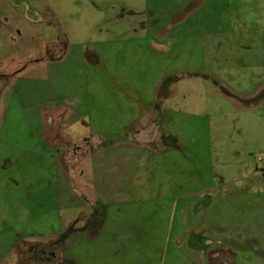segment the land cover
Listing matches in <instances>:
<instances>
[{
	"label": "rangeland",
	"instance_id": "obj_1",
	"mask_svg": "<svg viewBox=\"0 0 264 264\" xmlns=\"http://www.w3.org/2000/svg\"><path fill=\"white\" fill-rule=\"evenodd\" d=\"M212 259L264 264V0H0V264Z\"/></svg>",
	"mask_w": 264,
	"mask_h": 264
},
{
	"label": "crops",
	"instance_id": "obj_2",
	"mask_svg": "<svg viewBox=\"0 0 264 264\" xmlns=\"http://www.w3.org/2000/svg\"><path fill=\"white\" fill-rule=\"evenodd\" d=\"M30 248H32V246L31 245H26V246H24V247H22V248H19L18 250H17V252H19L18 253V261H24V260H22V254L23 253H27V250L28 249H30ZM227 247L225 246V245H222V248H221V250H220V252H222L223 254L224 253H232L231 254V256H234V255H236V252H233V249H231L230 251L228 250V248L226 249ZM33 250V249H32ZM217 252H219L218 250H216ZM32 252H34V254H35V251H32ZM37 252V251H36ZM33 253H31V251H30V254H29V256L30 255H32ZM26 261V260H25ZM235 261L236 260H221V261H218L216 264H235ZM210 264H214V261H213V259H212V261L210 260Z\"/></svg>",
	"mask_w": 264,
	"mask_h": 264
}]
</instances>
